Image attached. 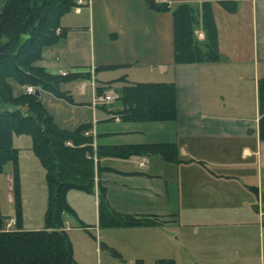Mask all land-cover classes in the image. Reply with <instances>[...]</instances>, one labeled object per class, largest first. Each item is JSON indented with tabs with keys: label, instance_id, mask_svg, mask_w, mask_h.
<instances>
[{
	"label": "crops",
	"instance_id": "obj_1",
	"mask_svg": "<svg viewBox=\"0 0 264 264\" xmlns=\"http://www.w3.org/2000/svg\"><path fill=\"white\" fill-rule=\"evenodd\" d=\"M155 1L170 10H154L146 0H92L79 13L73 11L69 24L60 20L64 36L44 48L38 61L51 73L76 74L60 86L64 99L92 108L87 122L80 118L63 125L53 117L60 126L90 123L96 144L103 146L177 147V162L152 154L99 159L92 193L97 208L100 185L115 213L158 221L113 227L120 244H101L119 264H264V140L258 101V81L264 78V0ZM204 1L211 4L221 59L176 63L171 9ZM220 1H233L236 9L228 11ZM73 83H79V97L90 88V102L74 99ZM127 83H173L176 118L122 119L118 98ZM96 88L113 94L115 101L93 107ZM22 226L41 229L25 227L23 221Z\"/></svg>",
	"mask_w": 264,
	"mask_h": 264
},
{
	"label": "trees",
	"instance_id": "obj_2",
	"mask_svg": "<svg viewBox=\"0 0 264 264\" xmlns=\"http://www.w3.org/2000/svg\"><path fill=\"white\" fill-rule=\"evenodd\" d=\"M146 2L154 10H170L164 2ZM220 2L228 11L236 9L233 1ZM74 5L75 0H0V174L6 164H12L11 190L16 208V222L12 228H5L8 218L0 213V264H78L64 229L63 214L75 215L66 194L71 189L94 192L101 157L152 154L166 161H179L174 143L97 144L94 151L92 136L85 135L92 127L90 123L71 129L60 126L40 96L25 90L26 86H33L59 98L67 97L60 86L76 74L51 73L38 65V61L44 48L64 36L66 28L61 26L60 19ZM171 15L174 62L201 63L221 59L209 1L198 6L178 4L171 9ZM197 31L203 33L202 38ZM118 80L125 81V77ZM102 91L96 88L97 95ZM175 91L173 83H127L118 98L122 105L118 112L128 121L173 120L176 118ZM258 101L259 134L264 140V78L258 81ZM21 135L30 137L31 150L45 173L47 208L41 229L26 230L22 226L19 149L14 145V137ZM94 153L96 163L88 158ZM98 222L102 227H134L154 225L158 221L115 213L108 207L104 187L99 185ZM111 251L118 256L115 250Z\"/></svg>",
	"mask_w": 264,
	"mask_h": 264
},
{
	"label": "rangeland",
	"instance_id": "obj_3",
	"mask_svg": "<svg viewBox=\"0 0 264 264\" xmlns=\"http://www.w3.org/2000/svg\"><path fill=\"white\" fill-rule=\"evenodd\" d=\"M73 11L74 9H71L61 17L62 24L67 25L68 22L74 19ZM197 34L199 37L198 31ZM73 84L74 99L78 101L86 99V102H90V88H86L87 95L85 97H79V90L76 88L79 83ZM38 90L42 102L57 122L64 125L80 118L82 119L81 122L92 120L93 113L89 103V105H83V107L80 105L75 107L64 98L59 99V97L48 91ZM14 145L19 149L18 170L23 224L25 227L43 228L47 208L45 173L38 158L31 150L29 136H15ZM11 173L12 164L8 163L4 167V172L0 174V213L7 218L15 217L16 214L15 204L9 201V193L12 197V184L11 177H8V175ZM92 195V193L76 189H71L66 194L67 202L75 213V215L67 212L63 214V223L64 227L68 226L66 232L72 244L73 256L81 264H119L110 255L108 247L103 246L101 243L111 241L120 244V237L115 230H111L113 227L99 225L98 208L92 200ZM80 225L88 227L89 231ZM253 232L258 236L259 232L256 230ZM260 236L261 234L259 238Z\"/></svg>",
	"mask_w": 264,
	"mask_h": 264
},
{
	"label": "built area",
	"instance_id": "obj_4",
	"mask_svg": "<svg viewBox=\"0 0 264 264\" xmlns=\"http://www.w3.org/2000/svg\"><path fill=\"white\" fill-rule=\"evenodd\" d=\"M92 0H75V5H74V11L76 13H79L82 8L84 6L90 5ZM201 36V35H200ZM64 74V73H63ZM25 90L28 93H33L35 92V88L33 86H26ZM116 97L111 94V93H103L101 95H95L92 99V106L96 107L97 105L100 104H107V103H112L113 101H115ZM85 135H91L92 136V142L91 145L93 146V149L95 151L96 149V132H95V128L91 127L89 130L85 131ZM66 144H70V142H66ZM88 158H92L94 163L97 162V158H96V154L94 153L93 155H89ZM144 162H140V165H143ZM15 217H10L7 219V221L5 222V228H11L14 227L15 225Z\"/></svg>",
	"mask_w": 264,
	"mask_h": 264
},
{
	"label": "water",
	"instance_id": "obj_5",
	"mask_svg": "<svg viewBox=\"0 0 264 264\" xmlns=\"http://www.w3.org/2000/svg\"><path fill=\"white\" fill-rule=\"evenodd\" d=\"M34 93H35V95H39V90L36 89Z\"/></svg>",
	"mask_w": 264,
	"mask_h": 264
}]
</instances>
